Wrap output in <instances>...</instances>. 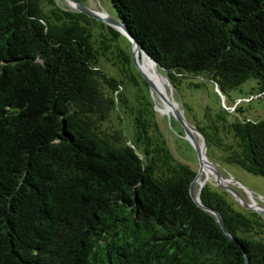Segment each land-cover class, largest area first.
I'll list each match as a JSON object with an SVG mask.
<instances>
[{
    "label": "trees",
    "instance_id": "1",
    "mask_svg": "<svg viewBox=\"0 0 264 264\" xmlns=\"http://www.w3.org/2000/svg\"><path fill=\"white\" fill-rule=\"evenodd\" d=\"M107 1L174 90L264 94V0ZM113 114L130 128L107 126ZM225 115L195 124L207 158L264 179V116ZM195 175L124 36L55 0H0V264H264L263 221L205 184L228 238L192 201Z\"/></svg>",
    "mask_w": 264,
    "mask_h": 264
},
{
    "label": "rangeland",
    "instance_id": "2",
    "mask_svg": "<svg viewBox=\"0 0 264 264\" xmlns=\"http://www.w3.org/2000/svg\"><path fill=\"white\" fill-rule=\"evenodd\" d=\"M55 1L58 4L73 10V8H71L65 0ZM77 1L85 7L101 13L105 17L108 15L114 18V13L107 0ZM103 66L107 72L118 78V74H116L108 65L103 64ZM159 74L163 76V72L161 70H159ZM140 77L145 81L141 75ZM123 82L124 90H126L125 92L128 98L132 100L134 94H136V88H133L125 80ZM164 86L166 88L167 96L173 103L172 106L175 108L177 107V109H179L182 113L185 122L195 128V124L204 122V116L207 110H209L211 115H215L221 110L226 114L225 116L230 121L241 116L249 117L250 119H256L264 116V94H247L254 86L253 81L246 82L238 90L232 91L227 95L220 94L212 82L202 81L196 78H189L183 81L182 85L175 90L166 80H164ZM157 87L158 88L155 86V89L159 91V85ZM148 92L154 100L157 119L160 122L162 132L166 137L172 154L178 161L188 165L197 173L199 170L198 155L195 148L187 140L181 123L171 117L160 97L153 89H150L149 86ZM186 106L191 109L190 112L185 111ZM238 110H240L241 113L238 112ZM108 125L114 129H121V127L129 129L130 121L128 118H125L123 121H119L118 117L113 114L107 126ZM193 133L197 138L199 147H201L202 141L200 136H198L195 132ZM204 152L206 155L207 147ZM210 152L211 158L214 157V163L210 162L214 165L217 171L208 165L211 170L208 169V173H201V184L204 183L205 180L210 182L219 181L222 185L221 188L215 186H212V188L221 193L223 191L228 203L231 204L234 210L246 213L242 206L245 204L252 206L262 211V215L257 213L254 214L258 215L264 223V179L262 177L249 174L239 167L227 165L221 161H216L215 158L219 154L218 151L212 150ZM206 184L209 183L206 182ZM199 187L200 184L195 186V194L198 193ZM247 212L251 211L247 210ZM262 237L264 239V235H262Z\"/></svg>",
    "mask_w": 264,
    "mask_h": 264
},
{
    "label": "water",
    "instance_id": "3",
    "mask_svg": "<svg viewBox=\"0 0 264 264\" xmlns=\"http://www.w3.org/2000/svg\"><path fill=\"white\" fill-rule=\"evenodd\" d=\"M65 1L69 4V6L71 8H73V10H75V11H77L79 13H82V14H84V15L92 18V19H95L97 21H101V22L105 23L106 25H108V26L114 28L115 30H117L122 36H124L129 41L132 61H133L134 67L136 68L137 72L142 76V78L145 79V81L147 82L149 88L153 89L155 91V93L160 97V99H161L162 103L164 104V106L169 109V113H170L171 117H173L174 119H176L177 121H179L181 123L182 128H183V130H184V132L186 134L187 140L190 142V144L195 148V150L197 152L198 162H199V170L196 173L195 179L193 180V182L191 183L190 188H189V194H190V197H191L192 201L200 209L212 214L215 217L217 223L221 227V229L224 232V234L228 238H230L229 234L227 233V231H226V229L224 227V224H223L221 216L215 210L203 206L201 204L200 198H199V192L201 191L202 187L206 184V182L211 184V185H213V186H215V187H219V188H221V186H222L221 183L219 181L210 182V181L205 180L204 183H202L200 185L198 193L195 194V192H194L195 186L197 184V180L200 179V176H201V169H202L204 160L206 161V163L208 165H210L214 170H216L214 165L208 160V158L205 155L204 151H203V157H204V160H203L202 154H201V152L199 150L200 147H199V144L197 142V138H196V136H195V134L193 132H195L198 136H200L201 141H202L203 150L206 149L205 138L203 137V135L201 134V132L197 128H195L193 126H190V125H188L185 122V120H184V118L182 116V113L180 112L179 109H177V107L175 108V107L172 106L173 103L170 101L169 97L166 94L165 86L162 85L161 91L160 90L158 91L155 88H153V86L150 84V82L143 76V74L141 73V70H140V66H139V64H140L139 55H144L149 60V62L153 65L154 72L160 77V79L162 81L166 80L169 83L165 71L163 69H161V67H159L157 65V63L145 52V50L131 37V35L128 33V30L126 29V27L118 19L112 18V17H110L108 15L106 17H102L99 12L94 11V10H92L90 8H87V7L83 6L77 0H65ZM159 70H161L163 72V76H161L159 74ZM167 116H169V115H167ZM242 207L244 209L248 210V211L253 212V213H257V214H261V215L263 214L262 211L254 208L252 206H249L247 204H245Z\"/></svg>",
    "mask_w": 264,
    "mask_h": 264
},
{
    "label": "bare ground",
    "instance_id": "4",
    "mask_svg": "<svg viewBox=\"0 0 264 264\" xmlns=\"http://www.w3.org/2000/svg\"><path fill=\"white\" fill-rule=\"evenodd\" d=\"M101 14V13H100ZM102 17H105L101 14ZM139 62H140V70L141 73L143 74V76L150 82V84L155 88H158L157 86L159 85V90H161L162 85H164V81H162L160 79V77L154 72L153 65L149 62V60L144 56V55H139ZM167 111L169 112V109L166 107ZM203 147H200V152L202 154L203 157ZM204 160V157H203ZM208 169L211 170L208 166V164L206 163V161L204 160L203 162V166L201 169V173L207 172L208 173ZM203 178V177H202ZM202 179L200 176V179L197 180V184L201 185Z\"/></svg>",
    "mask_w": 264,
    "mask_h": 264
},
{
    "label": "flooded vegetation",
    "instance_id": "5",
    "mask_svg": "<svg viewBox=\"0 0 264 264\" xmlns=\"http://www.w3.org/2000/svg\"><path fill=\"white\" fill-rule=\"evenodd\" d=\"M246 210V209H245Z\"/></svg>",
    "mask_w": 264,
    "mask_h": 264
}]
</instances>
